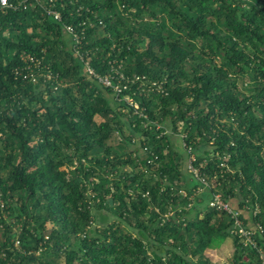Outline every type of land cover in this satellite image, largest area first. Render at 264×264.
<instances>
[{"label":"trees","instance_id":"obj_1","mask_svg":"<svg viewBox=\"0 0 264 264\" xmlns=\"http://www.w3.org/2000/svg\"><path fill=\"white\" fill-rule=\"evenodd\" d=\"M8 3L0 264H264V0Z\"/></svg>","mask_w":264,"mask_h":264},{"label":"built area","instance_id":"obj_2","mask_svg":"<svg viewBox=\"0 0 264 264\" xmlns=\"http://www.w3.org/2000/svg\"><path fill=\"white\" fill-rule=\"evenodd\" d=\"M8 7H10L8 0H0V9L1 10L4 8H8ZM55 17L58 18V14H55ZM66 30L70 33L72 32V29L70 27H67ZM87 70H88L89 74H91V75L94 74L92 69L89 68L88 66H87ZM120 78L123 79L124 77L121 75ZM98 81L103 86H106V87L111 86L114 89V92H116V93H119L121 91V89L124 87V86L120 87L119 83L112 85L111 81L108 77H98ZM190 169H192L191 166H190ZM193 172L195 174H197V171L195 169L193 170ZM209 205L211 207H214L220 211H224L227 214H229L231 216V218L234 220L235 226L238 228L236 232L240 236L245 238L246 243L251 242V235L253 233L250 231H247L243 227H241V222L238 219L239 213L237 211H234L227 203L222 201V199L220 198L219 195H217V194L213 195L212 200L209 202ZM260 255H261V259H263V261H264V252H260Z\"/></svg>","mask_w":264,"mask_h":264},{"label":"rangeland","instance_id":"obj_3","mask_svg":"<svg viewBox=\"0 0 264 264\" xmlns=\"http://www.w3.org/2000/svg\"><path fill=\"white\" fill-rule=\"evenodd\" d=\"M176 141H179V140L176 139ZM188 162H189V158L186 159V162L184 165L183 170L185 172L187 171V168L188 169L190 168V165ZM232 253H233V244H232V241L229 238H227L217 248L207 249L205 251V256L212 262L222 264V263H228L231 260Z\"/></svg>","mask_w":264,"mask_h":264}]
</instances>
